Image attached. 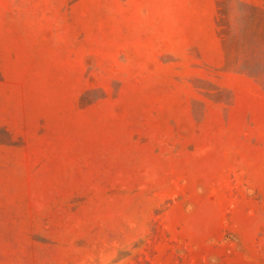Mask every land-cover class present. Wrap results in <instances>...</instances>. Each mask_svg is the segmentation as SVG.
Returning <instances> with one entry per match:
<instances>
[{"label": "rangeland", "instance_id": "rangeland-1", "mask_svg": "<svg viewBox=\"0 0 264 264\" xmlns=\"http://www.w3.org/2000/svg\"><path fill=\"white\" fill-rule=\"evenodd\" d=\"M0 264H264V0H0Z\"/></svg>", "mask_w": 264, "mask_h": 264}]
</instances>
